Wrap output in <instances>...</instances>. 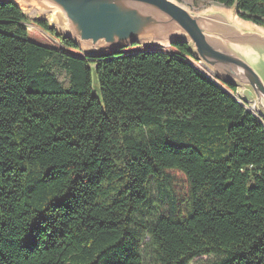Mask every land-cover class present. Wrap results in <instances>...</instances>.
<instances>
[{
  "label": "trees",
  "instance_id": "16d2710c",
  "mask_svg": "<svg viewBox=\"0 0 264 264\" xmlns=\"http://www.w3.org/2000/svg\"><path fill=\"white\" fill-rule=\"evenodd\" d=\"M211 1L264 28V0ZM236 90L188 44L93 55L0 3V264H264V118Z\"/></svg>",
  "mask_w": 264,
  "mask_h": 264
},
{
  "label": "water",
  "instance_id": "95a60500",
  "mask_svg": "<svg viewBox=\"0 0 264 264\" xmlns=\"http://www.w3.org/2000/svg\"><path fill=\"white\" fill-rule=\"evenodd\" d=\"M2 2H15L41 16L52 15L51 25L58 33L72 38L84 52L93 55L134 43L188 44L207 71L233 84L241 101L253 105L264 118V28L233 13L230 16L226 9L196 12L179 0Z\"/></svg>",
  "mask_w": 264,
  "mask_h": 264
},
{
  "label": "rangeland",
  "instance_id": "374dc122",
  "mask_svg": "<svg viewBox=\"0 0 264 264\" xmlns=\"http://www.w3.org/2000/svg\"><path fill=\"white\" fill-rule=\"evenodd\" d=\"M179 1H181L182 3H184L185 5H187L188 7H190L191 10L196 11V12H201V11H204V10H207V9H211V8H222V9H226V10H231L232 13L237 18H239V16L236 13L234 7H225V6H222L220 4L214 3L211 0H179ZM24 11L32 19L37 18V17H40V18L48 19L50 23L53 21L52 15H43V16H41L40 14H38L37 12H35L34 10H29V9H26V8H24ZM29 26L30 27H33V25H29ZM37 30L41 32V29H37ZM41 33L44 34L43 32H41ZM42 34H39V36H41ZM41 38H43V37H41ZM43 39L45 41H47V43H50V41L47 40L45 36H44ZM139 45L140 46H143V47L154 46V45H147V44H144V43H139ZM170 45L171 44H169V43H165V44L159 45L157 47L169 48ZM235 96L241 101V95H240L239 91L236 90ZM248 107L250 109H252L253 111H255L253 105H249ZM151 189H152L153 196L155 197L156 196V188H155V185H152ZM214 259H215V257L213 255H203V256H199V257L194 258L191 261V263H189V264H212V262L214 261Z\"/></svg>",
  "mask_w": 264,
  "mask_h": 264
},
{
  "label": "bare ground",
  "instance_id": "6f19581e",
  "mask_svg": "<svg viewBox=\"0 0 264 264\" xmlns=\"http://www.w3.org/2000/svg\"><path fill=\"white\" fill-rule=\"evenodd\" d=\"M226 12H227L230 16L233 15L231 10H226ZM237 20H238V19H237Z\"/></svg>",
  "mask_w": 264,
  "mask_h": 264
}]
</instances>
